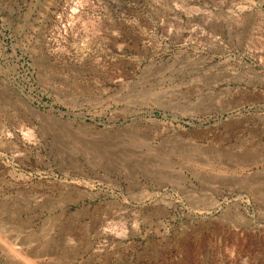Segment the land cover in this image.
I'll list each match as a JSON object with an SVG mask.
<instances>
[{
    "label": "rangeland",
    "instance_id": "1",
    "mask_svg": "<svg viewBox=\"0 0 264 264\" xmlns=\"http://www.w3.org/2000/svg\"><path fill=\"white\" fill-rule=\"evenodd\" d=\"M0 264H264V0H0Z\"/></svg>",
    "mask_w": 264,
    "mask_h": 264
}]
</instances>
